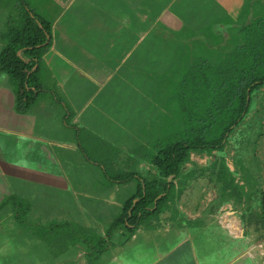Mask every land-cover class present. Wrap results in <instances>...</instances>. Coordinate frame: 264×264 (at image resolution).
Masks as SVG:
<instances>
[{"label":"crops","instance_id":"1","mask_svg":"<svg viewBox=\"0 0 264 264\" xmlns=\"http://www.w3.org/2000/svg\"><path fill=\"white\" fill-rule=\"evenodd\" d=\"M261 16L264 0H0V56L28 17L50 28L39 60L18 51L27 99L0 69V264H264L238 213L251 185L205 152L170 175L158 217L118 224L157 174L146 148L193 122L178 82Z\"/></svg>","mask_w":264,"mask_h":264},{"label":"trees","instance_id":"2","mask_svg":"<svg viewBox=\"0 0 264 264\" xmlns=\"http://www.w3.org/2000/svg\"><path fill=\"white\" fill-rule=\"evenodd\" d=\"M45 30L49 32V26L42 29L34 19L28 17L27 25L17 31L0 56V69L16 80L20 98L27 99L28 89L36 80V73L30 74L34 64L24 63L18 56V51L23 49L26 54L39 60L46 48L36 47L46 43L48 35ZM240 34L241 43L237 39L230 42L228 50H220L210 60L194 65L191 74L178 82L179 91L187 88L194 92L193 102L196 107L192 108L193 122L190 124L210 122L213 126H223L222 134L217 136L212 132L208 142L203 135L200 136L201 131L199 137L192 142L187 131L183 139L161 146L152 158L157 174L140 178L144 184L139 182V191L127 202L118 224L130 217V226H139L140 218L158 217L169 200L170 175L179 174L189 161L191 153L195 151H223L229 135L246 121L251 112L252 97L264 87V16L255 17L248 24H244ZM259 124L264 129V110ZM259 140L260 138L257 141ZM258 147L261 145L256 144V149ZM254 158L255 178L250 183L254 192L249 198L257 196L259 206L257 210L247 207L244 222L246 226L255 224L257 229L264 230V157ZM222 168L228 169L225 164ZM133 178L132 174H128L116 179L126 183ZM135 200L138 201L133 206Z\"/></svg>","mask_w":264,"mask_h":264},{"label":"rangeland","instance_id":"3","mask_svg":"<svg viewBox=\"0 0 264 264\" xmlns=\"http://www.w3.org/2000/svg\"><path fill=\"white\" fill-rule=\"evenodd\" d=\"M217 28L219 30H222V27ZM228 28L229 26H225L226 30H228ZM237 42H242V34H239ZM228 49L229 47L226 45L225 51ZM217 60H219V58H217ZM263 110L264 87L257 91L252 97L250 114L248 115L246 121L243 124H240L239 127L235 128V131L229 135L225 149L223 151H215L213 153L205 150V153H202L203 155L210 154L209 156H207L209 158L208 162L206 164L204 163L203 166L208 169H219L221 168L222 164H225L229 169H234L242 175L240 181H242L245 186L252 183L253 179L255 178L256 170L254 157H264V129H261L263 125L259 124ZM188 111L192 112L193 110L190 108ZM166 126L167 124H161L163 134H167V132H165ZM186 128L187 131H189L188 138H190V141L194 142L197 137H199V135L201 134L200 132L202 131V134L200 136L203 135L205 141L209 142V136L212 132H215L217 136H220L222 134L223 126H213V124H210V122L209 124H176L175 135L177 140L180 139L182 131ZM258 138H260L259 141H257ZM167 141V139H163L162 144H160L158 148L157 146L150 145L146 148L145 152H156L160 149L161 146L168 145ZM256 141L259 143H256ZM256 144L261 145V147H258V149H256ZM248 206H251L253 210H257L259 206V198L256 196L251 197L248 203L238 206V213L242 222L241 228L243 229L247 237L253 239L252 242L254 244H256L257 246L259 244L262 245L264 250V230L257 229V226L255 224L251 226L245 225L244 215H246L245 211ZM260 249L258 248L259 251Z\"/></svg>","mask_w":264,"mask_h":264},{"label":"water","instance_id":"4","mask_svg":"<svg viewBox=\"0 0 264 264\" xmlns=\"http://www.w3.org/2000/svg\"><path fill=\"white\" fill-rule=\"evenodd\" d=\"M163 196H164V195H163ZM163 196H161V197H163ZM161 197H160V198H161Z\"/></svg>","mask_w":264,"mask_h":264}]
</instances>
